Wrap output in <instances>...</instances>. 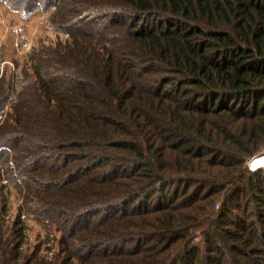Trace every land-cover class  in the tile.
Here are the masks:
<instances>
[{
  "label": "trees",
  "instance_id": "trees-1",
  "mask_svg": "<svg viewBox=\"0 0 264 264\" xmlns=\"http://www.w3.org/2000/svg\"><path fill=\"white\" fill-rule=\"evenodd\" d=\"M2 2L66 38L2 67L0 264H264V0Z\"/></svg>",
  "mask_w": 264,
  "mask_h": 264
},
{
  "label": "rangeland",
  "instance_id": "rangeland-1",
  "mask_svg": "<svg viewBox=\"0 0 264 264\" xmlns=\"http://www.w3.org/2000/svg\"><path fill=\"white\" fill-rule=\"evenodd\" d=\"M52 10L53 6L49 7V12L25 17L11 11L0 0V74L3 64L6 63L11 66L7 70L8 73L14 72V70L21 73V65L16 67L14 65L17 62L20 63L21 60L23 61L33 48L43 41H54L57 37L66 38L65 33L55 32L48 26V17ZM261 155L264 156V153ZM20 203L21 194L17 189L7 185L6 180H3L0 184V219L13 220L14 216L20 212ZM22 216L21 218L26 222L29 229L27 234L30 251L36 248L38 254L48 252L49 256L56 253L58 232L52 229L45 231L36 222Z\"/></svg>",
  "mask_w": 264,
  "mask_h": 264
},
{
  "label": "water",
  "instance_id": "water-1",
  "mask_svg": "<svg viewBox=\"0 0 264 264\" xmlns=\"http://www.w3.org/2000/svg\"><path fill=\"white\" fill-rule=\"evenodd\" d=\"M262 153H264V151L261 152V153H259V154H257V155H255V156L261 155ZM255 156H253V157H252V158L246 163V165H247L250 169H256V168H251L250 165H249L250 161H251Z\"/></svg>",
  "mask_w": 264,
  "mask_h": 264
},
{
  "label": "bare ground",
  "instance_id": "bare-ground-1",
  "mask_svg": "<svg viewBox=\"0 0 264 264\" xmlns=\"http://www.w3.org/2000/svg\"><path fill=\"white\" fill-rule=\"evenodd\" d=\"M258 156H260V155H258ZM258 156H255L254 158H256V157H258ZM254 158H253V159H254ZM251 161H252V160H251ZM251 161H250V163H249L250 167H251V168H257V167H254V166L251 165Z\"/></svg>",
  "mask_w": 264,
  "mask_h": 264
}]
</instances>
